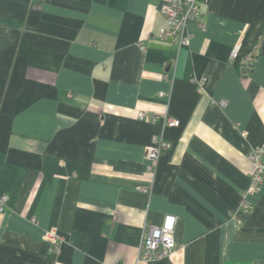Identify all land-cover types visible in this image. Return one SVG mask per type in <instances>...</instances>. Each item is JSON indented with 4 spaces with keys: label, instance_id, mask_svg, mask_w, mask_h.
<instances>
[{
    "label": "crops",
    "instance_id": "obj_1",
    "mask_svg": "<svg viewBox=\"0 0 264 264\" xmlns=\"http://www.w3.org/2000/svg\"><path fill=\"white\" fill-rule=\"evenodd\" d=\"M163 2L0 0V264H134L166 215L177 247L142 264H264V187L242 208L264 143V0H204L182 48L159 36Z\"/></svg>",
    "mask_w": 264,
    "mask_h": 264
},
{
    "label": "built area",
    "instance_id": "obj_2",
    "mask_svg": "<svg viewBox=\"0 0 264 264\" xmlns=\"http://www.w3.org/2000/svg\"><path fill=\"white\" fill-rule=\"evenodd\" d=\"M204 0H164L161 6V13L166 21V27L160 31V38L164 40L171 39L178 48L189 46L191 44V34L189 26L197 24L204 27L205 22L202 16V3ZM144 49V47H142ZM236 56V51L232 57ZM204 79L198 82L202 87ZM139 118L142 121L157 123L158 117L141 112ZM165 125L168 128H177L180 121L175 118H165ZM171 143L163 136L155 137L151 141L146 151V160L149 162V170L154 172L158 162L164 152L169 150ZM249 160L254 164V171L250 176V188L244 196L242 208L244 212H249L252 208L248 202V193L259 191L264 187V143L261 146L250 150L248 154ZM141 191L149 193V189L141 188ZM8 201L7 196L0 197V212L4 210V206ZM177 217L174 215H166L160 225L145 228L142 236V246L140 254L134 264H142L147 261L160 260L170 256L177 247L175 240V232L177 226ZM31 222L37 224L36 218H32ZM44 240L49 244L50 251L59 253L63 238L58 234L57 230H48L44 234Z\"/></svg>",
    "mask_w": 264,
    "mask_h": 264
}]
</instances>
